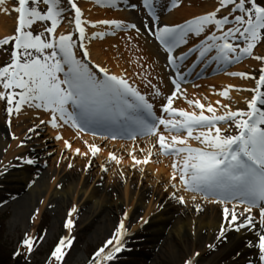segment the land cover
<instances>
[{
    "label": "snow or ice",
    "instance_id": "snow-or-ice-1",
    "mask_svg": "<svg viewBox=\"0 0 264 264\" xmlns=\"http://www.w3.org/2000/svg\"><path fill=\"white\" fill-rule=\"evenodd\" d=\"M119 2L95 0L97 5L109 8H116ZM4 3L5 0H0V5ZM181 3L182 0H170V7L175 8ZM129 6L138 12L143 10L147 19L140 25L122 19L92 21L84 17L77 0H17L13 7L17 13L14 33L0 38V49L8 52V46L11 47L7 62L0 66V102L4 103L8 126L11 127L13 116L19 118L22 113L32 111L37 117L43 112L47 118L27 128L26 135L39 136L37 129L49 125L52 129L69 126L76 130L77 138L86 129L95 136L96 126L113 129L112 139H116L118 133L133 141L138 135L155 137L142 158L134 155L136 149H132L129 153L133 161L131 166L147 165L153 156L152 149L158 145V154L173 157L169 183L165 186L173 189L170 198L181 205L190 200L198 213L203 211L205 203L215 204L219 209L221 222L213 242L206 247L216 251V241L223 243L229 232L251 229L256 238L247 240L246 245L258 249L260 264H264V54L254 53V49L264 44V0H218L213 10L177 24L161 22L156 12L157 0H138ZM222 10L226 14L219 15ZM65 22L72 30L58 32L61 23ZM37 25L39 30H36ZM89 25L93 28L104 25L109 30L89 33ZM141 28L158 42L157 47L165 56V66L171 69L168 78L173 88L169 94L162 93L147 74L142 77L145 87L153 89V97H162L159 105L162 115L154 110L148 94L130 83L126 71L117 74L92 59L90 45L93 39L115 35L116 30L125 33L133 30L139 36ZM193 36L199 43L183 51ZM128 39L133 37L129 35ZM192 53H198L200 63L232 65L245 57L260 62L258 78L243 71L228 73L253 79L254 87L230 84L218 93L230 98L233 88L251 91V98L245 97L246 109L233 110L230 104L217 100L216 105L223 109L220 111L212 103H202L200 98H187L181 84L185 80V62ZM158 79L162 83L164 78L158 75ZM180 96L191 111L174 107V98ZM54 138L61 140L62 136L57 132ZM12 139L19 138L13 133ZM191 141H195L196 146ZM82 143L88 151L81 152L77 147L73 149L74 155L95 157L101 151L95 142L82 140ZM24 144L25 140H20L18 147ZM8 147L10 145L3 151L7 152ZM64 148L72 149V142L64 140ZM140 151L145 150L141 148ZM16 159L29 165L35 163L31 158ZM121 160L122 157L114 152L108 153V161L119 165ZM90 163L85 168L90 167ZM101 169L107 171L105 164ZM181 192L191 195L186 199L185 195L179 194ZM254 209L258 210V216L253 215ZM74 213H78L75 205L63 221L69 235L58 239L45 264H64L75 239L71 236ZM122 216L87 264H117L120 254L130 251L128 239L132 233L125 224L127 211ZM140 221L148 223L143 217ZM47 235V229L40 236L25 230L13 256L23 255L30 264L31 254ZM200 255L195 251L183 264H199L196 258ZM239 255L237 252L232 258Z\"/></svg>",
    "mask_w": 264,
    "mask_h": 264
},
{
    "label": "bare ground",
    "instance_id": "bare-ground-1",
    "mask_svg": "<svg viewBox=\"0 0 264 264\" xmlns=\"http://www.w3.org/2000/svg\"><path fill=\"white\" fill-rule=\"evenodd\" d=\"M82 2H87V0L81 1L82 5L80 4L79 6L82 9L90 6L89 3ZM195 6L196 5L175 10L170 16L164 19V22L173 23L170 21L173 16L181 20L180 17H184L191 12L193 14L196 12L194 15L190 16L193 17L214 9L213 4L208 2L202 4L204 12L202 10L197 12L199 8ZM1 8L2 7H0V38L11 35L16 27V13L13 12V15L8 14L3 12L4 9ZM108 8L109 7L104 5L103 9H99V13L96 14L87 12L83 9L84 17L88 18V16H90V20L95 21L102 19L104 15L107 19H112L111 17L113 15V17L116 16L117 19L135 22L138 20L133 12L123 11L116 13ZM187 18H189V16ZM177 23H182V21L175 22L174 24ZM68 30H71V27L65 22L62 31L66 32ZM106 30L109 29L104 25H97L95 28L89 25L87 28L89 33L92 31ZM134 33L135 32L131 30L128 31V33L116 30L115 35H106L104 37L105 39L103 38L105 40L103 43L99 38L93 39L90 45L92 59L104 64L103 61L105 57L103 56L101 46L105 45L110 47L111 44L116 43L119 47L116 39L122 36L133 35ZM141 33V41H138V47L142 53L137 64L136 62H134V64L137 69L145 66V68L149 67L153 70L160 68V71H162L159 64L157 62L155 63L148 56V52L152 56L155 55V52L152 51L154 50L153 44L144 37V32ZM193 45L191 44L190 47ZM120 49L122 51L124 49L122 43H120ZM262 50L264 51V48H262ZM263 51L258 50L257 54L264 53ZM112 54L114 53L112 52ZM118 55L122 57V59H125V63L126 61H132L129 55L123 53ZM146 57L148 59L143 61ZM146 63H148L149 66H147ZM254 64V61H251L248 63V66L251 67ZM189 66L190 65H188V68ZM245 66L246 65L242 68H245ZM205 67H208L206 63L199 64V66H197V74L201 70L204 72L203 77L209 76L210 71ZM238 70L241 71V68H238ZM114 72L121 74L120 69L114 70ZM193 72L195 71L193 70ZM195 74L196 73L190 74L191 77L188 76L194 79L193 76ZM138 75L142 77L143 72L139 70ZM229 81L228 79L218 77L209 79V81L207 80L206 82L224 83ZM202 82L204 81L195 82L193 87L187 83L188 86L184 87L182 91L186 90V95L190 94L191 99L200 98L202 103H208L210 101L214 106H216L215 102L217 100L223 101L222 98L224 97L220 95L209 98L207 96L211 94V92L208 93L206 90H202V92L194 90V88L201 86ZM239 82L247 85L244 87L252 86V83L247 79ZM237 83L238 80L233 81V84L237 85ZM195 92L199 93L196 94ZM148 93L151 94L152 92L150 91ZM247 96V94L242 92H233L230 94V98H226L224 101L231 106L234 104L235 108L236 106L237 108L246 107L245 97ZM176 101L181 104L178 99ZM188 110L191 111L192 108L188 107ZM1 113L2 111L0 108V183L2 175L8 171V173H10L14 169L17 157H26L35 160V163L31 165L25 163L22 170L14 172L17 182L9 183L11 186L9 192L16 193L17 196L21 195L14 204V221L21 222L24 228H32V225L37 224L43 211L50 207L53 209L52 211L55 212V219L48 235L50 238L52 234H54L55 228L58 226V221L63 222L67 217L68 210L75 205L78 209V213L73 214L75 223L77 218L81 219L84 223H91L92 219L97 218L92 233V237L96 239L100 238L102 235L108 238L114 226L123 218L122 213L127 211L128 217L125 220V224L131 229V236L137 235L144 226L148 227L149 234L147 237L149 243H155L152 254H150V257H153L154 261L157 259L169 260L170 262H180V264H183L185 259L183 260L182 256L188 254V258L195 251L201 253L200 257L196 258L199 261L208 249L206 245L213 242V237L216 235L218 225L221 222L219 209L215 204L205 203L203 205V211L198 213L195 211L193 202L190 200L186 205H181L170 198V193L173 189L171 187L166 188L165 186L169 183V176L171 173L169 163L172 162L173 159L164 158L158 154L157 148H153L152 159L147 165L140 164L135 168L131 166L133 161L129 153L132 149H136L133 153L134 155L138 158H142L146 155L147 149L151 147L150 141L152 143L155 142L154 139L149 138L136 142L130 141L126 144L112 142L109 143L110 145L106 146L105 144H100L101 141L93 139V137L85 136L83 139L81 137L77 138L76 130L69 126H65L61 129H52L51 126L46 125H41L37 129L40 133L39 136L33 133H27L26 135L27 128L32 127L33 124H38L40 119L46 117L43 112L37 117L33 115L32 111L22 113L19 118H16L18 129L12 132H14L15 136L19 139H12V135H8L3 129L4 125L2 124ZM96 127L107 131L113 130L103 126ZM57 132L62 136L61 140L54 139ZM29 136L31 137L30 140L27 139ZM20 140H25V144L22 147H18ZM64 140L72 142V149L64 148ZM82 140L99 143L97 145L100 146L101 151L95 157L81 156L79 154L74 155L73 149L77 147L81 149V152L88 151L86 146L82 143ZM191 143L196 146L195 141H191ZM8 145H10V147H8L7 152H4L3 149ZM141 148L145 151L141 152ZM109 152H114L118 157H122L119 165H117L115 161H108ZM77 155L81 156V158L77 157ZM89 161H91L90 167L85 168V165L89 164ZM69 163L72 164L71 168L68 167ZM102 164H105L107 171L101 169ZM44 166L46 168L43 170L42 168H44ZM4 169H6V171ZM141 169H143V171H141ZM39 172H41V175H39L37 179H34ZM21 183H25L24 186L28 190L23 189ZM179 194L185 195L186 199L191 195L183 192ZM37 209H39L38 213H36ZM253 215L258 216V210L254 209ZM140 217H143L148 223L142 224ZM74 229L75 228L71 230V233ZM193 232H195V235H193ZM66 235H69L67 229ZM227 236V240L223 242L221 253L227 254L231 252V255H235L237 252H240L241 254H246V257L241 259L239 264H248L249 260H251V264L257 262L259 257L258 250L246 245L247 240L256 238L253 230L249 229L245 231L241 229L240 232L233 230L229 232ZM197 243L200 245L199 249H196ZM190 251L191 253H189ZM250 254H252V256ZM228 263L229 260L227 259L225 264Z\"/></svg>",
    "mask_w": 264,
    "mask_h": 264
},
{
    "label": "rangeland",
    "instance_id": "rangeland-1",
    "mask_svg": "<svg viewBox=\"0 0 264 264\" xmlns=\"http://www.w3.org/2000/svg\"><path fill=\"white\" fill-rule=\"evenodd\" d=\"M3 5H1V9H4L3 12L12 14L13 15V7L17 3V0H5ZM206 2L213 4V7H215L218 4V0H199V3L187 5L188 7H195L199 8L198 11L202 10L204 12V8H202V4H205ZM87 3V2H82ZM90 6L83 8L87 12H93V13H99L98 12V6L96 3L93 2V0H90L89 2ZM82 5V4H81ZM202 8V9H200ZM183 9V7H181ZM15 12V11H14ZM16 13V12H15ZM112 13V12H111ZM196 13V12H195ZM194 13V14H195ZM106 14V13H105ZM113 14V13H112ZM191 13V15H194ZM17 18V13L15 14ZM224 15V14H219ZM115 17V18H114ZM112 15V19H117L116 16ZM187 17H181L182 19H185ZM87 20H90V16L86 18ZM102 19H107V17L104 15ZM16 20V19H15ZM101 20V19H100ZM178 21L177 18H172V21ZM63 24V23H61ZM101 29V28H100ZM36 30H39V26L37 25ZM102 30V29H101ZM71 31V30H70ZM67 32V31H66ZM134 35V36H133ZM131 35L133 39L129 40L128 36H122L119 37V39H116V42L118 43L119 47L116 43L111 44L110 47H107L105 45H102V52L103 56L105 57L104 65L109 67L112 72L114 70L120 69V73L126 71L128 78L130 80V83H134L135 85H138L140 87V90L142 92L148 93L151 89L150 87H145V83L142 82V77L147 74L148 79L152 80V83L157 84L158 87H162L157 80L154 79V71L152 68L143 66L142 68L137 69L134 62H138V60L141 57V50L138 47V41H141L140 36H137L136 33ZM110 38V37H109ZM105 39V38H104ZM100 39L103 43L105 40ZM114 39V38H112ZM95 41V40H94ZM120 43L124 45L123 51L120 49ZM264 44L259 45V48H263ZM112 52L114 54H112ZM125 54L129 55L132 59V61H126L122 57H120L118 54ZM147 53V52H146ZM148 52V56H149ZM147 55V54H146ZM8 53L3 51V49H0V66H2L5 62L8 60ZM147 56V57H148ZM124 57V56H123ZM126 57V56H125ZM144 58L143 61H146L148 58ZM153 56H149L151 60ZM155 58V57H154ZM156 59V58H155ZM156 62L157 60H153ZM160 63L163 62L160 61ZM147 66H149L148 63H146ZM139 70L143 72V76L140 77L138 75ZM223 79L225 77H222ZM225 82H217V83H204L203 85L195 88L194 90H200L201 89H211L213 92L210 94V98L217 94L216 89L220 88V91L223 90L225 86ZM148 89V90H147ZM216 91V92H214ZM163 92V90H162ZM202 92V91H201ZM164 93V94H169ZM196 94L199 92H195ZM190 96V94H187V96ZM150 102L154 103L155 98L149 97ZM207 98V97H206ZM182 99L183 104V96L180 98ZM208 99V98H207ZM174 101H176V98H174ZM162 101L158 102L160 104ZM2 103V109L4 111V103ZM177 104V102H176ZM5 113L2 117V120H7V116H5ZM6 118V119H5ZM7 127L9 128L8 131H13L18 129V125L16 123V117L13 116L11 127L8 126L7 121L5 123ZM6 127V128H7ZM6 131V133L8 132ZM17 132V131H16ZM5 133V132H4ZM155 139V137H152ZM144 140V139H142ZM106 146L108 143L107 141H103ZM80 157L81 156H77ZM25 166V161L22 159L15 160V166L14 169L8 173H4L2 175V182L0 183V264H19L16 260L20 259L19 257H14L13 253L17 250V246L19 244V241L23 238V234L25 230H27L30 234L35 236H40V234H44V230H48V235L50 233V230L53 225V221L55 219V212L52 211L53 209L48 207L43 211V213L40 216V219L37 224L32 225L33 227L30 229H26L21 225V222L14 221V210H15V202L16 199H19L21 196H16V193L9 192L11 186L9 183H16V177L14 172H17V170H22ZM15 170V171H14ZM41 174V173H39ZM25 183H21V187L25 190H28L24 186ZM97 222V218H94L91 220V223H84L81 219H76L75 224V231L73 236L75 237V241L73 242L71 248L67 251V255L64 260V264H87V260L91 257V254L101 245V243L106 239L104 235L100 236V238L96 239L95 237H92V233L94 231L95 223ZM54 228V227H53ZM148 234L149 229L148 227H145L141 229V231L138 232L137 235L130 237L128 239V248L130 251H126L123 254L120 255L119 261L117 264H180V262H170L169 260H159L157 259L154 261L153 257H150V254H152V251L154 249L155 243H149L148 240ZM48 235L46 236V239L43 240V242L39 243L36 247L35 251L31 254V260L30 264H45L47 258L50 255V252L52 248L54 247V244L58 241V239L61 236L66 235V229L63 227L62 221H58V226L55 228L54 234L49 238ZM218 245V250L212 251L210 249H207L205 254L199 259V264H225L227 262V258H230V261L228 264H238L240 260V256H236L235 259L230 256L231 252L224 254L221 253L220 250L223 248V243H220L219 241L216 242ZM200 245L197 243L196 249H199ZM191 253V251L189 252ZM186 254L185 256H182V259L187 258ZM23 258H25L22 255ZM242 257V256H241ZM25 263L28 264V262L25 260ZM24 262L21 260V264H24Z\"/></svg>",
    "mask_w": 264,
    "mask_h": 264
},
{
    "label": "trees",
    "instance_id": "trees-1",
    "mask_svg": "<svg viewBox=\"0 0 264 264\" xmlns=\"http://www.w3.org/2000/svg\"><path fill=\"white\" fill-rule=\"evenodd\" d=\"M17 262H18L19 264H21V260L18 259ZM24 264H25V263H24Z\"/></svg>",
    "mask_w": 264,
    "mask_h": 264
}]
</instances>
